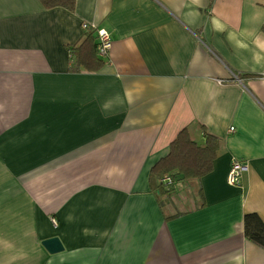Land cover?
I'll list each match as a JSON object with an SVG mask.
<instances>
[{"label":"crops","instance_id":"obj_1","mask_svg":"<svg viewBox=\"0 0 264 264\" xmlns=\"http://www.w3.org/2000/svg\"><path fill=\"white\" fill-rule=\"evenodd\" d=\"M83 24L113 47L72 73ZM183 130L217 158L162 208L150 171ZM248 213L264 221V0H0V264H264Z\"/></svg>","mask_w":264,"mask_h":264},{"label":"trees","instance_id":"obj_2","mask_svg":"<svg viewBox=\"0 0 264 264\" xmlns=\"http://www.w3.org/2000/svg\"><path fill=\"white\" fill-rule=\"evenodd\" d=\"M46 10L62 8L73 12L77 0H39ZM73 57L72 73L82 70L97 72L104 66L106 60L97 55V42L94 32L85 33L79 44L70 48ZM220 140L205 134V144L200 145L183 130L170 144L168 154L158 161L150 171L151 188L158 194L162 208L170 204L174 185H166L163 180L167 177L175 181H190L202 179L214 169ZM245 238L264 249V221L257 213H248L244 217Z\"/></svg>","mask_w":264,"mask_h":264},{"label":"built area","instance_id":"obj_3","mask_svg":"<svg viewBox=\"0 0 264 264\" xmlns=\"http://www.w3.org/2000/svg\"><path fill=\"white\" fill-rule=\"evenodd\" d=\"M83 29L86 32H94L97 42V55L100 58L106 60L109 57L113 47L111 34L105 29H100L99 27L91 26L89 24H83ZM231 131H234V129L231 128ZM247 169V166L242 162L233 161L228 174V183L232 186H239L241 184L243 175L245 172H247ZM163 182L166 183V185H172L173 179L171 177H167L163 180ZM53 223L57 225L56 220H53Z\"/></svg>","mask_w":264,"mask_h":264},{"label":"water","instance_id":"obj_4","mask_svg":"<svg viewBox=\"0 0 264 264\" xmlns=\"http://www.w3.org/2000/svg\"><path fill=\"white\" fill-rule=\"evenodd\" d=\"M42 244L46 248V250L52 255L59 254L64 251L63 243L59 237L46 239L42 242Z\"/></svg>","mask_w":264,"mask_h":264}]
</instances>
